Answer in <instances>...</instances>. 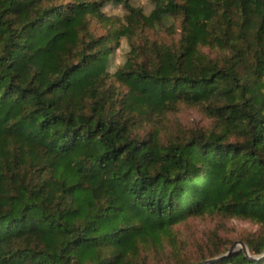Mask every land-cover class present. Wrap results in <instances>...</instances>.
Returning <instances> with one entry per match:
<instances>
[{"label":"trees","instance_id":"obj_1","mask_svg":"<svg viewBox=\"0 0 264 264\" xmlns=\"http://www.w3.org/2000/svg\"><path fill=\"white\" fill-rule=\"evenodd\" d=\"M107 1L0 0V264H149L206 215L263 232L194 264H264V0H114L127 23L97 36ZM181 104L212 126L167 129Z\"/></svg>","mask_w":264,"mask_h":264},{"label":"rangeland","instance_id":"obj_2","mask_svg":"<svg viewBox=\"0 0 264 264\" xmlns=\"http://www.w3.org/2000/svg\"><path fill=\"white\" fill-rule=\"evenodd\" d=\"M128 1L146 16L156 6L155 0ZM101 10L110 21L94 20L91 31L95 35L106 34L110 23L114 27L127 23L126 15L129 11L124 4L108 0ZM179 25V19L168 18L153 27L144 26V29L138 30L133 36H122L110 64V71L114 72L118 67L123 66L129 56L134 59L131 53V40L142 46L150 40L169 43L177 38ZM121 91H124V88H121ZM162 123L173 131L179 126L189 129L210 128L213 120L201 106L181 104L176 111L166 115ZM261 232L263 230L258 224L237 218L219 215L190 218L175 226L176 245L173 246L169 241L165 242L164 250L149 253L148 262L149 264H194L202 258L207 260L212 254L224 253L231 248L237 251L243 247L242 242L258 236Z\"/></svg>","mask_w":264,"mask_h":264},{"label":"water","instance_id":"obj_3","mask_svg":"<svg viewBox=\"0 0 264 264\" xmlns=\"http://www.w3.org/2000/svg\"><path fill=\"white\" fill-rule=\"evenodd\" d=\"M242 245H243V250L246 252V253H249V251H248V248H247V246L245 245V243L244 242H242ZM233 251V248H231L230 250H229V253L230 252H232ZM249 256H251L250 254H248ZM221 258H223V256H220V257H218V258H216V259H221Z\"/></svg>","mask_w":264,"mask_h":264}]
</instances>
